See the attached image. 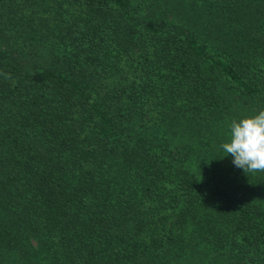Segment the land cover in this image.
Instances as JSON below:
<instances>
[{"label":"trees","instance_id":"16d2710c","mask_svg":"<svg viewBox=\"0 0 264 264\" xmlns=\"http://www.w3.org/2000/svg\"><path fill=\"white\" fill-rule=\"evenodd\" d=\"M0 73V264H264V0H0Z\"/></svg>","mask_w":264,"mask_h":264},{"label":"clouds","instance_id":"9594fccd","mask_svg":"<svg viewBox=\"0 0 264 264\" xmlns=\"http://www.w3.org/2000/svg\"><path fill=\"white\" fill-rule=\"evenodd\" d=\"M0 74L11 79L8 73ZM229 129V141L220 147L233 157L234 166L245 174L264 172V110L251 117L233 119Z\"/></svg>","mask_w":264,"mask_h":264}]
</instances>
